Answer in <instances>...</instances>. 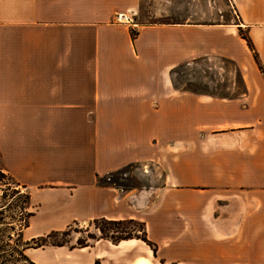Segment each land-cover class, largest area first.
I'll return each instance as SVG.
<instances>
[{"label": "crops", "instance_id": "crops-1", "mask_svg": "<svg viewBox=\"0 0 264 264\" xmlns=\"http://www.w3.org/2000/svg\"><path fill=\"white\" fill-rule=\"evenodd\" d=\"M62 1L0 0V168L30 190L22 240L133 220L156 251L137 239L78 247L75 238L24 254L35 264H264V76L238 34L246 29L264 69V0H230L238 14L231 25L157 22L141 0L105 4L99 25L94 0H78L89 10L76 17ZM129 10L140 22L133 38L107 23ZM80 42L91 67H80ZM205 57L233 61L243 92L174 88L170 70ZM51 118L70 123L56 132L61 146H46ZM150 164L162 176L152 192L96 182ZM48 183L59 187L40 188Z\"/></svg>", "mask_w": 264, "mask_h": 264}, {"label": "rangeland", "instance_id": "rangeland-1", "mask_svg": "<svg viewBox=\"0 0 264 264\" xmlns=\"http://www.w3.org/2000/svg\"><path fill=\"white\" fill-rule=\"evenodd\" d=\"M116 1L123 0H94L93 10L96 17H98L97 19L100 20L98 23L99 25L103 24V19L101 17L104 15V5ZM166 1L167 0H141V11L143 14L148 11L151 16L157 17L155 18L157 22L164 21L167 18L169 19L172 17L176 18L181 16L190 17L191 19L208 23L218 22L229 25L238 24V14L234 10L233 3H230V0H175V4H167ZM187 1L191 3V6L186 5ZM81 2H85V0H82ZM81 2L77 0L76 4L71 7V4H68L66 0H63V7L61 5L60 6L66 10L72 9L71 11L73 12V17H76V14L79 16H86V12L89 10V8H87L85 5L82 6V4H80ZM47 8H49L47 9L49 15L51 13V8L50 6H47ZM116 14H112L110 16L109 20L107 21L108 24L126 26L134 33L137 32L140 22L130 10L123 13L129 16V23L116 22L114 18ZM70 16L72 15H68L66 18H63L61 23H68V19H71ZM243 32L247 33L246 29H243ZM84 41L87 42L86 40ZM85 42H80V53L78 54L79 64L80 67H82V64L85 61H88V68V66L91 67L92 61H90L91 53L88 51L87 44ZM63 57V61L68 60L67 55H63ZM190 65L191 67L183 68L175 75V80L177 83L185 84V86H182L183 88H181V90H189V88H191L197 93H211L213 95L221 96H236L243 92V86L241 85L240 80L242 78L241 72L233 61L221 57H205L197 59L195 62L190 63ZM190 91L194 92L192 90ZM2 120L3 119L0 118V125ZM21 120L22 119L18 121ZM46 120L47 122L45 124L48 134V142L46 143V146L50 144L51 146L53 145V147H55L56 145H59V143L55 141V136L57 135L56 132L58 131L59 126H61L63 123H70H66L64 119L61 120L59 118H51ZM50 153L53 154L52 151H50ZM64 153H68V151ZM1 156L2 155L0 154V157ZM3 165L4 162H2V158H0V167ZM98 181H100V183L109 182L123 190L138 188L152 192L161 185L162 176L159 168L154 165L150 164L146 167H142L140 165H131L122 168L116 173H110L104 178H96V182ZM54 187H59V185H56L55 183H48L40 188L51 189ZM17 191H19V194L15 193ZM25 193H30V190L27 189L21 181H18L12 175V173H8L4 169L0 168V246L4 249L3 256H6L9 250H11V248L16 243L18 246H21L22 244L21 241H15L17 239L15 233L17 232V227L20 223L19 219L22 217L20 214L21 210L18 207L22 205L23 195ZM153 194L154 193H142L141 199L143 200L149 195L152 196ZM29 205L30 203H28L26 211H30ZM96 222L97 224L93 223L92 221L83 225H71L69 229L70 235L68 237L65 238L61 235H56L53 239H50V241L65 240L73 242L75 238H87V235L99 237L100 234L96 227L99 226L100 223L99 221ZM13 227L15 233L12 231ZM119 229L127 233H131L132 235L139 236L142 234L141 232L144 229V226L139 222L136 223L134 221V223L129 224L127 221H125V223L120 226ZM87 240L89 243L92 242V240L89 238ZM152 247L156 251V246L153 243ZM48 257H50V255Z\"/></svg>", "mask_w": 264, "mask_h": 264}, {"label": "trees", "instance_id": "trees-1", "mask_svg": "<svg viewBox=\"0 0 264 264\" xmlns=\"http://www.w3.org/2000/svg\"><path fill=\"white\" fill-rule=\"evenodd\" d=\"M238 34H239L240 38L245 41L246 46L248 47V49L252 53V57H253L254 62L256 63L260 73H262V75L264 76V69L262 68L261 64L258 61V55L255 52L254 47L252 45V42L249 39L247 33H244L243 29L238 27ZM130 35L133 38L136 35V33H134L133 31H130ZM189 67H191V65L186 64V65L176 66L170 70L169 74H170V78L172 80V84H173L174 88L181 89V88H183L182 86H185L184 83L179 84L176 82L175 75L181 69L189 68ZM187 88H189V87H187ZM189 90L194 91L191 88H189ZM194 92H196V91H194ZM209 94H211V93H209ZM97 183L102 184L104 182L100 183V181H98ZM15 193L19 194V191L15 192ZM28 203H29V195L27 193H25L23 195L22 205L18 207L21 210L20 214L22 215V217L19 219L20 223L17 227V232L15 233L14 227L12 228V231L16 234V238H17L15 241H21L22 244H21V246H18L16 243L11 248V250H9V252L6 256H3L4 249L0 246V264H35L24 254L25 250H27L29 248H41L43 246H48V245L54 246V247H61V246L68 244V242H69V241H65V240L50 241V239H53L56 235H61L65 238L68 237L70 235V230H69L70 227H68L66 230H63V231H53V232H50L49 234H47L45 236L34 238V239H31L30 241H27V242H23V240L21 239V232L23 231V229L28 227V220L33 215L32 212L26 211V209L28 207ZM96 221H99V223H100L99 226L96 227L100 236L96 237L93 235H87V238L78 237L76 240V246L86 247V246L90 245V243L87 240L88 238L91 239L92 242L97 240L98 238H100V239L109 240L112 244L119 243L120 241H123V240L137 239V240L144 242L150 248L152 247V243L147 239L144 229L141 232L142 234L138 236V235H132L131 233H127V232L119 229L120 226H122L125 223V221H111V220H106V219H98V220H94L93 223L97 224ZM127 223L132 224V223H134V221L129 220V221H127ZM151 249H152L153 253H155V249L153 247ZM94 264H100V262L95 261Z\"/></svg>", "mask_w": 264, "mask_h": 264}, {"label": "built area", "instance_id": "built-area-1", "mask_svg": "<svg viewBox=\"0 0 264 264\" xmlns=\"http://www.w3.org/2000/svg\"><path fill=\"white\" fill-rule=\"evenodd\" d=\"M114 18H115V21L118 23H129L130 21L129 16L123 13L116 14Z\"/></svg>", "mask_w": 264, "mask_h": 264}]
</instances>
